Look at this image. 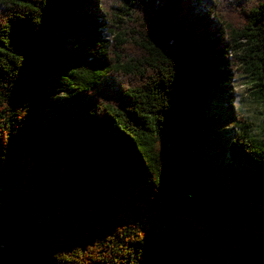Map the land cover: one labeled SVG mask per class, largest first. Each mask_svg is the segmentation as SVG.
<instances>
[{"label": "trees", "instance_id": "16d2710c", "mask_svg": "<svg viewBox=\"0 0 264 264\" xmlns=\"http://www.w3.org/2000/svg\"><path fill=\"white\" fill-rule=\"evenodd\" d=\"M237 73L264 0H0V264H264Z\"/></svg>", "mask_w": 264, "mask_h": 264}, {"label": "rangeland", "instance_id": "374dc122", "mask_svg": "<svg viewBox=\"0 0 264 264\" xmlns=\"http://www.w3.org/2000/svg\"><path fill=\"white\" fill-rule=\"evenodd\" d=\"M233 91L235 95L234 107L244 118L253 123V131L256 134H264V108L254 97L249 78L244 74L237 73L233 81ZM227 127V123H222L220 126L222 129ZM1 176L0 170V179Z\"/></svg>", "mask_w": 264, "mask_h": 264}]
</instances>
